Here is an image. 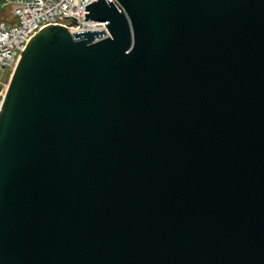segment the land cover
<instances>
[{"label":"water","instance_id":"1","mask_svg":"<svg viewBox=\"0 0 264 264\" xmlns=\"http://www.w3.org/2000/svg\"><path fill=\"white\" fill-rule=\"evenodd\" d=\"M0 101V264H264V0H95Z\"/></svg>","mask_w":264,"mask_h":264},{"label":"built area","instance_id":"2","mask_svg":"<svg viewBox=\"0 0 264 264\" xmlns=\"http://www.w3.org/2000/svg\"><path fill=\"white\" fill-rule=\"evenodd\" d=\"M95 0H0V101L6 89L5 73L11 72L31 37L49 24L66 26L70 32L108 30L103 23L84 20L85 6ZM10 74V73H9ZM9 77V76H8Z\"/></svg>","mask_w":264,"mask_h":264},{"label":"trees","instance_id":"3","mask_svg":"<svg viewBox=\"0 0 264 264\" xmlns=\"http://www.w3.org/2000/svg\"><path fill=\"white\" fill-rule=\"evenodd\" d=\"M5 17H7V14L5 13V11L0 10V19H3Z\"/></svg>","mask_w":264,"mask_h":264},{"label":"rangeland","instance_id":"4","mask_svg":"<svg viewBox=\"0 0 264 264\" xmlns=\"http://www.w3.org/2000/svg\"><path fill=\"white\" fill-rule=\"evenodd\" d=\"M9 73H10V72H9V70H7V72H6V73H5V75H4V76H5V78H6V77L8 78V76H9Z\"/></svg>","mask_w":264,"mask_h":264}]
</instances>
